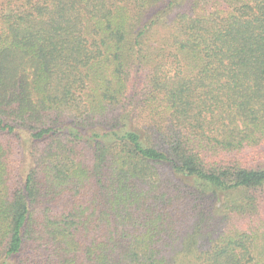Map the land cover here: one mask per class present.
Instances as JSON below:
<instances>
[{"label": "trees", "instance_id": "1", "mask_svg": "<svg viewBox=\"0 0 264 264\" xmlns=\"http://www.w3.org/2000/svg\"><path fill=\"white\" fill-rule=\"evenodd\" d=\"M0 264H264V0L1 2Z\"/></svg>", "mask_w": 264, "mask_h": 264}, {"label": "rangeland", "instance_id": "2", "mask_svg": "<svg viewBox=\"0 0 264 264\" xmlns=\"http://www.w3.org/2000/svg\"><path fill=\"white\" fill-rule=\"evenodd\" d=\"M3 1H5V0H0V3L3 2Z\"/></svg>", "mask_w": 264, "mask_h": 264}]
</instances>
